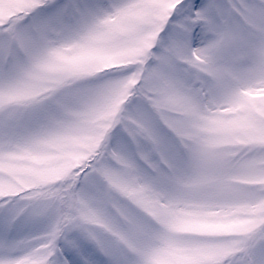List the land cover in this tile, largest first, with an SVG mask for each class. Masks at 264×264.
I'll return each mask as SVG.
<instances>
[{
    "label": "snow or ice",
    "instance_id": "snow-or-ice-1",
    "mask_svg": "<svg viewBox=\"0 0 264 264\" xmlns=\"http://www.w3.org/2000/svg\"><path fill=\"white\" fill-rule=\"evenodd\" d=\"M0 264H264V0H0Z\"/></svg>",
    "mask_w": 264,
    "mask_h": 264
}]
</instances>
